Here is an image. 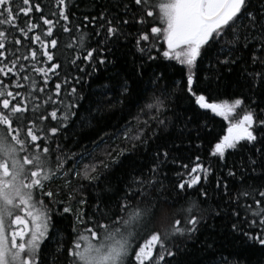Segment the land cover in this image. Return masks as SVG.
I'll return each mask as SVG.
<instances>
[{
  "label": "snow or ice",
  "instance_id": "1",
  "mask_svg": "<svg viewBox=\"0 0 264 264\" xmlns=\"http://www.w3.org/2000/svg\"><path fill=\"white\" fill-rule=\"evenodd\" d=\"M56 4L57 10L52 15L58 19L54 22L43 15L39 3L0 0V58H4L0 59V74L15 76L12 83L17 89L14 92L0 80V264H173V261L180 264L176 258L186 249H181L177 241L195 237L202 227H214L207 221L217 216L236 218L231 224L232 232L241 234L249 247L258 248L260 255L255 264H264V133L257 134L264 129V119L258 118L264 116V108L249 106L240 119L229 122L226 134L215 143L211 155L218 157L227 168L223 176H216L215 187L210 180L212 166L200 163L197 157V163L187 173L188 178L176 184L174 194L170 195L169 185L164 182L167 176L162 172V167L168 163L169 151L160 145L152 153V167L146 174L136 175V169L127 173L115 207H109L111 202L106 203L99 192L94 205L83 195L77 199L84 186L73 188L72 178L90 181L94 188L102 175L122 163L120 157L141 147L147 150L149 141L158 138L159 131H166L171 123L160 119L166 108L164 99L156 96L155 104L145 105L146 108L155 107L157 113L150 117L157 124L151 136L145 134L148 120L135 126L126 125L122 138L131 147L119 149L115 156L105 150L106 160L97 161L92 156L98 147L95 141L91 151L84 148L81 152H73L63 143L68 139L67 129L72 118L85 99L82 88L87 81L84 77H95L100 66H115V60L109 57L114 55V48L121 38L133 41V75L141 94L147 90L142 70L149 62L156 63L159 59L176 61L183 66L180 69L184 82L182 91L202 110H210L227 120L244 105L245 99L256 103L255 97L264 93V0H116L111 6L101 5L103 10L97 16L83 17L95 26L96 36L102 35L96 41V47L89 46L92 32L87 30V25L83 28L80 24L75 25L80 34L71 39L80 52L86 54L66 61L83 74L71 79L67 72L63 79L60 78L58 69L64 65L56 62L58 58L52 51L58 47V40L52 38L57 25L62 32L71 35L69 24H61V20L69 22L66 0H56ZM33 8L41 13L39 19L47 27L41 35L29 37L30 32L42 29V25L28 20L21 28L17 19L19 15L28 17ZM155 21L160 26L149 28ZM130 27H135V31H128ZM11 29H18L24 38L39 43L40 49L32 48L27 55H16L19 52L16 49L11 53L14 58L5 63L4 50ZM158 41L166 45L162 52L158 49ZM109 43L112 47H107ZM13 44H21V39L14 38ZM67 47L74 45L70 43ZM154 49L156 55H153ZM38 51L46 58L43 63L51 62L50 66H36ZM137 53L139 63L135 59ZM29 60L32 61L31 73L39 74L43 79L42 86L36 75H23L28 67L23 62ZM205 60L208 61L206 71L201 75L200 65ZM78 61L88 62L92 71L86 72ZM228 74L235 75L239 94H233L231 101L209 102L205 93L211 95L217 91ZM53 76L57 82L49 89ZM110 79L112 83L96 85L89 97L90 103H97L96 111H100L99 102L104 97L111 99L109 94L121 97L117 101L119 104L132 99L128 79L122 78L119 72ZM166 79V71L153 70L147 76V84L156 88ZM175 83L180 84V81ZM172 94L166 90L161 93L165 99ZM49 107L51 111H48ZM139 115L138 112L133 119L138 120ZM50 122H55V126H50ZM80 122L91 125V120L84 117ZM229 150L232 153L247 150V157L242 158L239 165L229 166L225 160ZM86 158L89 162L84 164ZM182 167L187 169L188 165ZM57 179L63 180L61 187L67 190L66 200L56 199L60 195L59 189L45 191L46 185ZM257 180L261 182L259 188L250 182ZM235 181L240 182V187L233 195L230 183ZM103 191L111 192L112 189L106 186ZM190 191L196 195H188ZM225 196L228 197L226 201ZM214 197L217 198L215 203ZM242 197L253 203H240ZM56 204L61 207L49 206ZM163 204L173 206L175 212L160 211ZM86 208L93 210L86 212ZM241 210L245 217L250 214L253 218L239 219ZM67 214L74 217L76 224L91 223L93 226L79 232L74 226L73 232L77 235L70 247L65 248L58 240L54 251L42 249L50 229L57 230L53 215L66 218ZM157 219L158 226H154L153 221ZM243 225H247V230ZM207 247L211 249L213 245ZM220 264H251V261L240 257L230 262L221 257Z\"/></svg>",
  "mask_w": 264,
  "mask_h": 264
},
{
  "label": "trees",
  "instance_id": "2",
  "mask_svg": "<svg viewBox=\"0 0 264 264\" xmlns=\"http://www.w3.org/2000/svg\"><path fill=\"white\" fill-rule=\"evenodd\" d=\"M155 2V0H154ZM31 3L35 5L39 3L42 9V13L46 18L52 19L54 22L58 19L57 16L52 15L53 12L57 10L58 5L56 0H31ZM116 0H66L69 10V22L61 20V24L68 23L71 29V35L69 33H64L60 29V26L57 25L54 28V36L58 40L57 49H50L55 53V56L58 58L57 63H61L64 66L61 69H58L60 78L65 77V73L69 74V79L73 76L83 75L75 67H70L66 62L71 58H74L77 55H80L81 58L86 53L80 52L79 46L76 45L75 41L71 37H78L79 31L75 28L76 24H80L83 28L84 25H87V30L92 32V37L90 41V47H96V41L102 38L101 36H96L94 32V25L88 24L87 21L83 20L85 15L97 16L99 11L103 9L101 5L111 6L115 4ZM154 11V15H155ZM41 13L33 12L25 17L19 15L17 23L19 27H25L28 20H31L33 23H39L42 25V29H35L29 33V37L32 35H41L42 30H46V25H43L42 20L39 19ZM151 26H160L158 21L151 23L148 27ZM7 25L4 26L7 29ZM128 31L134 32L135 27H130ZM14 38H20L21 44H13ZM45 37L42 36V39ZM73 44V48H68V44ZM159 51H163L166 48V45L162 41H158ZM133 41L129 38L125 40L121 38L119 43L114 48V55L110 56L109 59L115 60V66L109 64L107 66H100L97 70L95 77L89 78L85 76L87 81L83 88L82 92L85 96V99L80 103L79 110L77 115L72 118V123L67 129L68 139L63 141V143L70 147L73 152H81L84 148H88L90 151L93 149V141H95L98 147H95V150L92 152V156L95 160H106L104 151L107 150L112 153L113 156L116 155V152L121 148H130L131 144L126 143L122 138V132L126 125L135 126L138 122L145 120L149 121L148 127L145 129V134L151 136L152 129L157 128L155 121L150 120V117L157 115L155 107L146 108L145 105L155 104L154 97L159 96L161 99H164L165 111L163 115L160 116V119L170 120L167 130L161 129L158 133V138H154L149 141V147L147 150L144 148H138L134 153H126L123 157H120L122 163L119 166H113L111 170L101 176L100 181L95 182V187H92V182L87 180H77L72 178V187L76 188L78 185H83L84 189L82 193L77 194V199L80 195L89 198V204L94 205L96 203L95 196L99 192L109 207H115V201L118 196L122 194L124 188V181L127 179V173L131 172L133 169H136L135 174L140 175L141 172L147 173L148 169L152 167V153L157 150V147L160 145L165 146L169 151L168 163L162 167V172L167 176V179L164 181L169 185V194L172 195L175 192L174 186L178 184L181 180H186L187 173L191 170L192 167L197 163L196 158H200V163L204 165H211L213 168V176L210 177L212 181V186L215 187V178L216 176H223L227 168L224 167V164L220 161L218 157L211 155L212 150L215 146V143L219 142V139L227 132V127L229 122H235L240 119L244 112L248 109L249 106L252 108H264V93H260L255 97L256 103L245 99L244 105L236 110L235 113L231 114L226 120L221 116H218L212 113L210 110H202L195 103L194 100L189 99L188 95L182 91L183 80L181 77L180 69L183 67L179 65L176 61H167V60H157L156 63L149 62V65L143 69L145 72V83L147 90L142 94L137 91V83L134 79L135 69L132 65V52L134 48L132 47ZM5 54L7 59L5 63L13 59L12 52H15L16 49H19V52H16V55L21 53L27 55L29 50L34 48L39 50V43H32L30 39L24 38L18 29H11L8 35V40L6 42ZM103 48L104 45H101ZM107 47H112V44L109 43ZM42 51V50H41ZM106 55V53H104ZM157 52L154 49L153 55H156ZM39 63L37 67L50 66L45 65L43 58L40 56V51L37 53ZM95 55V54H94ZM247 55V53H245ZM4 59V58H0ZM137 63H139V54H136L135 57ZM223 59V57H221ZM215 63V61H212ZM28 67L25 69L23 75L33 74L37 76V82L42 86L43 79L39 74L31 73V64L32 61H24ZM80 67H83L86 72H91V67L88 66V62H80ZM208 61L205 60L200 65L201 75L206 71V65ZM153 70L166 71L168 79L161 80L156 88H153L150 84H147V76L153 72ZM119 72L122 78H126L129 81L131 86V91L133 93L132 99L130 102H125L124 104H119L117 101L122 99L111 95V99L104 97L99 102L100 111H96L97 103L91 102L89 97L92 96L93 89L96 88V85L100 83H112L113 80L110 79L114 77L115 73ZM16 77L10 75L4 77L0 74V80H3L5 84L9 85L10 89L14 92V84L12 83ZM175 81H180V84L175 83ZM23 82V81H22ZM56 77L53 76L49 81L48 88H54ZM167 91L173 93L171 96H168L166 99L161 95L162 91ZM20 91H25V89H20ZM233 94H239L235 85V75L228 74L223 77V83L220 88L213 92L211 95L205 93L208 96L209 102L219 103L225 99L231 101L234 98ZM96 95H99V91L96 90ZM19 97H17V102ZM140 109H144L143 112H140ZM2 110V109H0ZM48 111H51V108H48ZM140 113L138 120L133 119L137 116V113ZM81 117H84L86 120H91L90 126H85L84 123H81ZM259 119H264V116H259ZM207 124V127L204 125ZM50 126H55V122H50ZM142 126V124H141ZM264 133V129L258 131V135ZM119 137V138H118ZM247 150L242 152L232 153L231 150L226 153L225 160L229 166L240 164L242 158L246 159ZM175 161L173 163L172 161ZM89 159H84L83 163L87 164ZM182 165H188V168L185 169ZM67 167V166H66ZM233 170H236L233 168ZM103 171V170H101ZM180 175H177V174ZM239 176L240 173L237 172ZM230 179V178H229ZM256 187H260L261 182L250 181ZM63 180L57 179L47 184L45 191L49 188L53 191L60 190V195L56 197L57 200H66L67 195L66 189H63ZM112 189L111 192H104L105 187ZM240 187V182L235 181L230 183V188L232 194L235 195L236 189ZM188 195L195 196L193 192H189ZM216 197L213 198V203L216 202ZM225 201L228 199L227 196L224 197ZM45 203H48V198H44ZM135 204V201H132ZM179 203V202H178ZM240 203H253L251 199L241 198ZM50 207H55L59 209L61 206L59 204L49 205ZM75 207V204L73 205ZM93 209L86 208V212H91ZM160 211L167 212L169 214L175 212V208L168 204H163L160 206ZM117 214L119 215V210L117 209ZM159 211L157 217H159ZM181 218V217H176ZM253 217L249 214L245 217L244 212L241 210L239 219H248L251 220ZM87 220V216L85 217ZM171 219V217H170ZM53 224L57 226V230L50 229L49 238L45 241V244L42 245V249L48 251H54L57 246V241L64 243L65 248L71 246L72 240L76 237L77 232L82 231L86 227H92L91 223H86L84 225L76 224L74 217L71 214H67L66 218H58L56 215L52 217ZM100 222L108 223V220H101ZM236 222V218H228L224 216H217L210 218L207 223L208 225H214V227H202L201 231L195 235V237L189 239L185 238L184 241H177L180 244L181 249H186L182 251L178 256L177 260L180 261V264H220V258L224 257L228 261H234L240 257H247L251 264H255L256 258L260 255L258 248L249 247L244 240V237L239 233H234L231 230V224ZM154 226H158V219L153 221ZM76 227L77 232H73V227ZM245 230H247V225H243ZM99 235V232H98ZM207 245H213L211 249ZM63 259V258H61ZM173 264H176L173 261Z\"/></svg>",
  "mask_w": 264,
  "mask_h": 264
}]
</instances>
